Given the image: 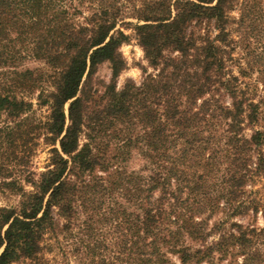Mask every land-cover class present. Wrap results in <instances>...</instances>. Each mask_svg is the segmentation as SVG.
I'll return each mask as SVG.
<instances>
[{"label":"trees","instance_id":"trees-1","mask_svg":"<svg viewBox=\"0 0 264 264\" xmlns=\"http://www.w3.org/2000/svg\"><path fill=\"white\" fill-rule=\"evenodd\" d=\"M125 30L153 73L118 89ZM260 181L264 0H0V264L60 234L84 264H264Z\"/></svg>","mask_w":264,"mask_h":264},{"label":"rangeland","instance_id":"rangeland-1","mask_svg":"<svg viewBox=\"0 0 264 264\" xmlns=\"http://www.w3.org/2000/svg\"><path fill=\"white\" fill-rule=\"evenodd\" d=\"M233 18L238 17V11L232 13ZM127 35H130L131 40L128 44L123 45L121 48V54L126 61V69L121 73L118 79V89L123 88L127 82L133 81L136 84H141L145 78V73H153V69L148 66V63L145 59V55L143 49L139 45V42L136 40L134 33L129 30H125ZM238 52L234 54L237 56ZM25 68L36 69L39 68L44 70L46 67L41 62L29 61L25 63ZM235 69V68H234ZM237 70H234L236 72ZM111 69L109 64L101 65L96 72L94 77L97 81L110 82L111 81ZM37 95H34L31 99L34 104V109L36 116L39 118H45L48 115V110L46 108H40L37 105ZM68 107H66L67 109ZM50 159V147L45 144H40L38 147L37 154L34 158V170L36 172H43L49 165ZM142 162L139 156H134L130 164L128 165L130 170H140L142 168ZM264 183V181H260L257 184V189ZM26 190L31 191V187L26 185ZM21 198L18 195L3 192L0 189V207L6 208H17L19 206ZM218 218H222V215H219ZM240 220L239 218H237ZM249 218L245 219V223L249 222ZM258 227H264V221L261 217H259ZM65 234H60L59 239L51 240L49 243V248L45 251L44 262L36 263V264H84V258L82 255H78L74 252V248L70 246V244H63L65 242ZM16 264H34L30 262H19ZM86 264V263H85ZM222 264V263H219ZM226 264V263H223Z\"/></svg>","mask_w":264,"mask_h":264}]
</instances>
